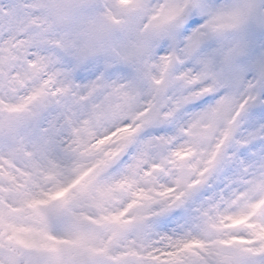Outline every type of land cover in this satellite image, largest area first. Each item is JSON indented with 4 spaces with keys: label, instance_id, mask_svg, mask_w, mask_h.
I'll return each mask as SVG.
<instances>
[{
    "label": "snow or ice",
    "instance_id": "obj_1",
    "mask_svg": "<svg viewBox=\"0 0 264 264\" xmlns=\"http://www.w3.org/2000/svg\"><path fill=\"white\" fill-rule=\"evenodd\" d=\"M0 264H264V0H0Z\"/></svg>",
    "mask_w": 264,
    "mask_h": 264
}]
</instances>
